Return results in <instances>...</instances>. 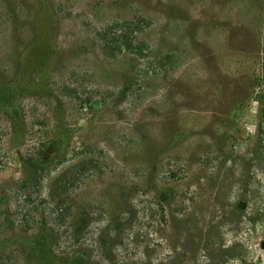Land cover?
Returning a JSON list of instances; mask_svg holds the SVG:
<instances>
[{
  "label": "rangeland",
  "instance_id": "obj_1",
  "mask_svg": "<svg viewBox=\"0 0 264 264\" xmlns=\"http://www.w3.org/2000/svg\"><path fill=\"white\" fill-rule=\"evenodd\" d=\"M263 107L264 0H0V264H264Z\"/></svg>",
  "mask_w": 264,
  "mask_h": 264
},
{
  "label": "trees",
  "instance_id": "obj_2",
  "mask_svg": "<svg viewBox=\"0 0 264 264\" xmlns=\"http://www.w3.org/2000/svg\"><path fill=\"white\" fill-rule=\"evenodd\" d=\"M134 33H137V32L111 33L110 36L112 37H110V40L106 41L105 48L107 49V51H117V50L118 51H123V50L128 51L130 50L131 44L134 40V37H133ZM261 116L264 118V107L261 109ZM145 264H171V257L169 255H164L162 258L155 259V262L148 261V262H145Z\"/></svg>",
  "mask_w": 264,
  "mask_h": 264
}]
</instances>
